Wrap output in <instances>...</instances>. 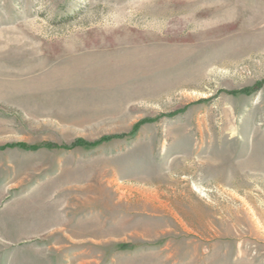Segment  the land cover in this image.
I'll return each mask as SVG.
<instances>
[{
  "label": "rangeland",
  "instance_id": "rangeland-1",
  "mask_svg": "<svg viewBox=\"0 0 264 264\" xmlns=\"http://www.w3.org/2000/svg\"><path fill=\"white\" fill-rule=\"evenodd\" d=\"M0 264H264V0H0Z\"/></svg>",
  "mask_w": 264,
  "mask_h": 264
},
{
  "label": "trees",
  "instance_id": "trees-1",
  "mask_svg": "<svg viewBox=\"0 0 264 264\" xmlns=\"http://www.w3.org/2000/svg\"><path fill=\"white\" fill-rule=\"evenodd\" d=\"M110 137H104L102 138L101 140H99L98 142H101L102 140H108ZM81 140L77 141L75 144L73 145H78L80 144ZM84 144V143H83ZM86 144V143H85ZM88 145L92 144V143H87ZM14 146H19L20 148L22 149H25V150H37L38 149V146H26L24 144H10V145H7V146H2L1 148L3 149L4 147H14Z\"/></svg>",
  "mask_w": 264,
  "mask_h": 264
},
{
  "label": "bare ground",
  "instance_id": "bare-ground-1",
  "mask_svg": "<svg viewBox=\"0 0 264 264\" xmlns=\"http://www.w3.org/2000/svg\"><path fill=\"white\" fill-rule=\"evenodd\" d=\"M72 225V224H71Z\"/></svg>",
  "mask_w": 264,
  "mask_h": 264
}]
</instances>
